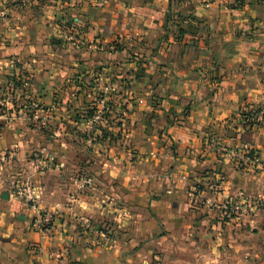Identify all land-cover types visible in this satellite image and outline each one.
Returning <instances> with one entry per match:
<instances>
[{
    "label": "crops",
    "instance_id": "1",
    "mask_svg": "<svg viewBox=\"0 0 264 264\" xmlns=\"http://www.w3.org/2000/svg\"><path fill=\"white\" fill-rule=\"evenodd\" d=\"M179 21L194 27V32L169 33L170 23ZM49 32L65 43L56 52L63 58L57 63L79 67L76 80L86 82L103 72L105 93L131 101L121 121L114 114L105 123L116 132V143L157 151L158 163L164 168L176 163L174 173L186 178L191 177V169L203 172L213 169L218 158H233L232 150L244 143L264 160V0H0V89L11 80L7 76L16 73L7 57L15 58L27 49L43 53L46 47L39 46ZM113 40L118 42L115 52L92 47ZM52 60L47 61L50 66ZM31 65L27 62L23 67L29 74ZM66 67H62L54 90L50 74L44 76L38 70L31 79L34 94L47 108L42 117L54 127H64L62 121L71 106L74 69ZM76 90L77 106L82 109L93 89L76 85ZM20 125L22 129H14L19 134L27 129ZM0 126L7 134L0 142V156L3 159L7 154L12 159L0 167V264H145L153 245L162 242H158V231H163L166 218L189 226L204 220L215 223L217 211H207L208 216L197 221L195 209L179 208L173 217L159 202H151L150 209L147 204L134 207L135 212L131 209L130 219L125 221L127 231L134 234H126L128 251L123 259L118 249L90 248V238L75 232L72 224L112 216V206L103 203L102 196L111 192L113 182L128 198L132 194L147 197L152 188L147 185L150 173L146 168H132L119 148L104 151L109 143L100 142L86 155L72 156L76 163L90 160L91 168L98 171L92 177L93 187L78 191L72 178L80 172L77 164L68 166L63 157L64 164L39 173L27 164L22 143L11 138L9 131L16 124L0 122ZM170 143L176 148L175 159L167 149ZM71 145L63 142L65 147ZM49 162L59 161L49 155ZM240 162L245 167L225 173L227 180L215 196L217 203L241 191L264 199V168ZM209 173L193 177L207 189L213 177ZM15 180L35 188L38 211L52 212V224L45 231L32 229L36 211L15 197L10 189ZM150 211L158 221L152 220ZM144 222H152L151 229L144 228ZM137 224L139 228L133 230ZM148 232L156 234L154 241H144Z\"/></svg>",
    "mask_w": 264,
    "mask_h": 264
},
{
    "label": "rangeland",
    "instance_id": "2",
    "mask_svg": "<svg viewBox=\"0 0 264 264\" xmlns=\"http://www.w3.org/2000/svg\"><path fill=\"white\" fill-rule=\"evenodd\" d=\"M233 5L229 4L228 6L231 7ZM49 34L50 36H48L45 43L39 46L46 47L43 49V53L37 49H33L32 51L27 49L24 51L25 53H21V55L15 58H12V56L7 57L12 63L13 69L18 71L17 73L22 72L28 75L30 79H32L35 71L38 70L43 71L44 76L50 74L51 77H54L52 79L53 90L56 87L58 77L62 73V67L67 66L68 70L74 69L70 79L73 90L69 98L70 102L68 103L71 106H69L67 111L66 119L62 121V124L66 127L65 130H62L64 127H54L44 120L45 118L42 117V114L46 113L47 108L41 103L43 112L39 114L36 121L32 120L28 122L25 118L9 131L11 138L16 137L25 147L27 164L37 172L45 173L52 170L55 166L64 164L61 159L66 157L64 161L68 162V166L77 164L81 168L80 172L72 177L75 188L78 191L90 190L94 184L92 177L98 171L91 168L92 162L90 160L76 163L72 159V156L76 154L86 155L95 144L108 142V147H105L104 151L109 152L111 148H119L122 151L123 157L132 168H146L150 173L147 185L148 187H152L149 188L147 197L141 199L139 195L132 194L128 198L127 194L118 188V183L113 182L111 192L108 195L102 196L103 203L111 204L112 216L104 217L103 220H98V222L82 221L77 225L72 224L74 231L81 233L82 237L90 238V248L100 251L115 248L121 251L120 257L123 259L125 255L124 251L126 253L128 251L126 247V234L129 237L134 234V232L127 231L125 221L130 219L129 214L131 209L135 212L134 207L147 204L146 208L150 209L151 202H159L164 212L173 217L178 214L179 208L186 210L195 209L198 211V213H195L197 221L203 220L204 215L208 216L207 211H217V215L214 218L215 223L212 225L205 220L197 226L192 223L190 226L187 224L182 225L176 218L171 217L163 220V237L160 236L162 232L158 231V242H162H159L157 246L153 245V249H151L152 256L145 264H264V199L261 197L253 198L250 195L247 196L244 191L229 196L228 199L220 203H217L218 199L215 197L216 194L221 193V183L227 180L225 173L241 170L243 163L232 154L233 158H228V160L225 157L218 158L213 169H206L203 172L191 169L193 172L191 173V177L186 178L182 174L179 175L180 173H174L176 163L168 165L166 168L161 163H158L157 151L144 152L139 151L133 145L116 143V132L109 130L106 124L108 119L114 114L117 116L115 119L121 121V116L125 115L127 107L131 105V101L127 97L122 98V100L121 98L120 100L115 99L113 98L114 95H109V92H103L104 90L106 91V77L103 72L93 74V78L86 80V82L82 79L76 80L75 76L79 74V67L72 66V64L68 66L63 65V63L62 65L57 63V61L63 60V58L58 56L56 52L65 43L63 44L57 37H54L53 32H49ZM31 44L35 45V42ZM116 49L114 51L101 49L96 51L111 53L115 52ZM50 52H53V56H50ZM51 57L53 65L50 66L47 61ZM27 62L32 64L31 74L27 72V67L23 68ZM65 63L67 64V62ZM75 67H77L76 70ZM12 77L9 78L7 76L8 79H12ZM76 85L80 89L83 87L93 89L94 94L90 91V96L89 94L86 96L88 100H84L82 103V109L77 106L79 91L76 90ZM34 96L37 98L35 94ZM101 97L107 99L108 110L102 116V120L99 123L90 125L91 116L95 112V104ZM116 108H119L120 112H115ZM2 124L7 123L2 122ZM20 124L27 127L26 130H19L21 134L14 130L20 129L22 127ZM3 128V126H0L1 143L7 139V134L3 133L5 130ZM31 131H35V133ZM89 138L90 142H88ZM63 142L71 143L72 145L65 147L63 146ZM81 144L84 146L82 149ZM75 146L78 149L74 148ZM167 149L175 159L177 155L174 144H168ZM238 149H233L232 153ZM49 155H53L59 162H49ZM3 157L2 159L0 156V167L7 166L12 161L10 155L6 154ZM247 165L251 166L250 163H247ZM243 167L245 166L243 165ZM206 173H209L208 176H213L208 182L209 187L207 189H205L202 181L196 182L197 178L193 177L195 174L205 176ZM188 180H193V183H189ZM177 184H179L178 187ZM231 184L235 186V183ZM10 185V189L13 191L17 187L32 190L37 196V206L39 205L38 194L31 184L15 180ZM155 185H158L159 188H154ZM115 186L118 187L115 188ZM206 201H210L209 204ZM236 203L237 209L234 208ZM149 215L153 221L158 219L154 211H150ZM234 218L238 219V221H235ZM233 220L235 221L234 224ZM144 223V228L151 229L152 222ZM138 225H134L132 229L139 228ZM155 235L148 232L144 235V239H146L144 241H154L156 239Z\"/></svg>",
    "mask_w": 264,
    "mask_h": 264
},
{
    "label": "built area",
    "instance_id": "3",
    "mask_svg": "<svg viewBox=\"0 0 264 264\" xmlns=\"http://www.w3.org/2000/svg\"><path fill=\"white\" fill-rule=\"evenodd\" d=\"M206 7H209L207 4ZM118 45L117 40H113L108 44L102 45L101 43H93L94 50H107L114 51ZM13 74L12 79L0 89V122L15 125L23 119L28 122L36 121L39 114L42 113L41 102L37 99L31 88V79L28 75L20 72ZM105 93V90L103 91ZM107 99L101 97L95 104V112L91 116L90 125H95L102 120V116L107 112L108 106ZM28 115V117H26ZM90 138L88 142H90ZM233 155L240 161L251 162L254 165L264 168V160L255 154L253 149L246 143L242 144ZM15 197L20 199L28 208L36 211V216L33 218L31 226L36 232H41L48 229L52 224L51 213H41L38 211L37 196L30 189H23L17 187L13 191ZM197 198V197H195ZM210 201H206L209 204ZM237 209V203L235 204ZM55 256V252H51Z\"/></svg>",
    "mask_w": 264,
    "mask_h": 264
},
{
    "label": "trees",
    "instance_id": "4",
    "mask_svg": "<svg viewBox=\"0 0 264 264\" xmlns=\"http://www.w3.org/2000/svg\"><path fill=\"white\" fill-rule=\"evenodd\" d=\"M168 29H169V33L183 35L186 32L193 33L195 28L184 23L183 21H179L177 23L174 22L170 23ZM243 115L245 119L249 118L247 114H243Z\"/></svg>",
    "mask_w": 264,
    "mask_h": 264
},
{
    "label": "water",
    "instance_id": "5",
    "mask_svg": "<svg viewBox=\"0 0 264 264\" xmlns=\"http://www.w3.org/2000/svg\"><path fill=\"white\" fill-rule=\"evenodd\" d=\"M0 198H3V197H0ZM7 199V198H6Z\"/></svg>",
    "mask_w": 264,
    "mask_h": 264
}]
</instances>
